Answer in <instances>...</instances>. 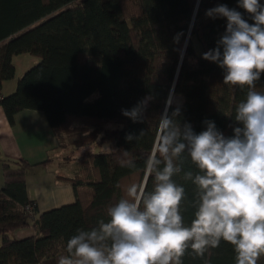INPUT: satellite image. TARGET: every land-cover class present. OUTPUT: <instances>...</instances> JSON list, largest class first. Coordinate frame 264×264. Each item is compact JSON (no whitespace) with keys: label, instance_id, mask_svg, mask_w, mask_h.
I'll return each instance as SVG.
<instances>
[{"label":"trees","instance_id":"trees-1","mask_svg":"<svg viewBox=\"0 0 264 264\" xmlns=\"http://www.w3.org/2000/svg\"><path fill=\"white\" fill-rule=\"evenodd\" d=\"M221 4L253 23L238 0H0V104L9 121L14 123L20 110H42L59 148L109 145L83 151L74 174L58 175L73 184L76 200L41 213L29 195L27 170L52 159L3 158L0 264H58L77 229L107 221V209L127 198L131 184L144 182L161 115L179 110L176 119L190 123L196 133L211 120L226 137L233 135L236 108L248 88L224 84L223 70L203 59L225 33V18L206 15ZM23 53L38 62L17 79L13 92L3 94L4 83L16 77L14 58ZM256 90L264 92V73ZM171 94L181 96V102H169ZM141 101L139 122L122 114ZM142 130L139 140H126ZM125 151L135 168L121 167ZM182 167L173 180L185 188L181 214L189 225L196 186L184 180L183 172L198 169L187 154ZM153 185L154 178H148L147 190ZM28 204L34 213L26 211ZM25 227L34 234L14 235ZM181 259L182 264H236L233 246L224 241L204 257L189 248ZM257 264H264V256Z\"/></svg>","mask_w":264,"mask_h":264},{"label":"clouds","instance_id":"clouds-1","mask_svg":"<svg viewBox=\"0 0 264 264\" xmlns=\"http://www.w3.org/2000/svg\"><path fill=\"white\" fill-rule=\"evenodd\" d=\"M238 7L253 23L224 4L206 11L227 24L217 46L203 54L223 70L224 84L248 88L236 108L233 135L226 137L211 120L196 133L190 123L176 119L179 110L161 115L145 160L144 182L131 184L127 198L107 209V221L99 220L90 230L77 229L67 241L68 255L58 264H182L189 248L204 257L221 241L233 246L236 264H257L264 256V92L256 90L264 73V4L238 0ZM144 106L141 101L122 114L139 122ZM144 134H128L126 140ZM185 154L198 169L195 174L183 172L184 180L196 186L189 225L181 214L185 188L173 180L183 170ZM120 165L136 167L127 151ZM148 178H154L151 191Z\"/></svg>","mask_w":264,"mask_h":264},{"label":"crops","instance_id":"crops-1","mask_svg":"<svg viewBox=\"0 0 264 264\" xmlns=\"http://www.w3.org/2000/svg\"><path fill=\"white\" fill-rule=\"evenodd\" d=\"M28 54L24 53L22 56ZM28 58L31 63L37 61L34 55L29 54ZM16 83L13 79L6 81L2 93L13 92ZM60 154L58 139L44 111L20 110L15 115L14 123H11L0 104V187L5 184L3 158H25L31 162L51 158V161L32 166L27 170L28 191L36 202L37 212L41 213L74 202L76 193L73 184L59 178L58 175H72L78 168L76 166L72 172H68L67 165L71 162L65 161ZM34 232L33 228L25 227L17 230L14 235L24 238L33 235Z\"/></svg>","mask_w":264,"mask_h":264},{"label":"rangeland","instance_id":"rangeland-1","mask_svg":"<svg viewBox=\"0 0 264 264\" xmlns=\"http://www.w3.org/2000/svg\"><path fill=\"white\" fill-rule=\"evenodd\" d=\"M21 55V56H20ZM24 55V53H23ZM29 56V54H28ZM28 56H22V54H17L16 57V64H17V71H16V77L13 79L17 82V79L22 76L27 69H29L30 67L34 66L35 63H31V61H29ZM35 60H37L36 62H38L37 58H34ZM7 85V83L5 84ZM6 87V86H5ZM182 98L179 95H173L172 96V100L174 102H181ZM109 148L108 144L99 146L98 144H92L88 147L85 146H75V145H69L68 147L65 148H60V157L63 158L65 161H69L71 162L70 165H67V171L68 172H72L73 168H80V162H79V157L80 154L87 150V149H94V150H107ZM66 155H71L72 159H67ZM67 164V163H66ZM64 170V169H63Z\"/></svg>","mask_w":264,"mask_h":264},{"label":"built area","instance_id":"built-area-1","mask_svg":"<svg viewBox=\"0 0 264 264\" xmlns=\"http://www.w3.org/2000/svg\"><path fill=\"white\" fill-rule=\"evenodd\" d=\"M25 209L30 214L34 213V205L33 204L26 205Z\"/></svg>","mask_w":264,"mask_h":264},{"label":"water","instance_id":"water-1","mask_svg":"<svg viewBox=\"0 0 264 264\" xmlns=\"http://www.w3.org/2000/svg\"><path fill=\"white\" fill-rule=\"evenodd\" d=\"M172 96H173V94H171V97H170V99H169V102H171V100H172Z\"/></svg>","mask_w":264,"mask_h":264}]
</instances>
